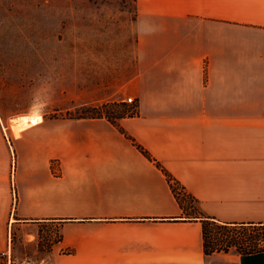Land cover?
<instances>
[{
    "label": "crops",
    "instance_id": "0c3cea01",
    "mask_svg": "<svg viewBox=\"0 0 264 264\" xmlns=\"http://www.w3.org/2000/svg\"><path fill=\"white\" fill-rule=\"evenodd\" d=\"M135 5V42L75 87L92 102L134 96V114L0 125V254L13 227L41 225L57 236L49 264H264V0ZM126 133L242 250L205 252L202 219Z\"/></svg>",
    "mask_w": 264,
    "mask_h": 264
},
{
    "label": "rangeland",
    "instance_id": "374dc122",
    "mask_svg": "<svg viewBox=\"0 0 264 264\" xmlns=\"http://www.w3.org/2000/svg\"><path fill=\"white\" fill-rule=\"evenodd\" d=\"M137 19L135 0H0L3 129L9 132L16 126L11 119L22 114L75 117L83 105L105 104V115L132 108L128 104L135 103L124 100L129 94L92 102L77 98L76 88L88 89L89 62L103 61L105 55L110 59L114 46L135 42ZM183 192L179 197L192 208L188 211L199 213V203ZM38 229L34 236L30 228L13 227L12 243L19 256L40 255L57 238L41 225ZM247 233L234 229L242 239Z\"/></svg>",
    "mask_w": 264,
    "mask_h": 264
},
{
    "label": "trees",
    "instance_id": "16d2710c",
    "mask_svg": "<svg viewBox=\"0 0 264 264\" xmlns=\"http://www.w3.org/2000/svg\"><path fill=\"white\" fill-rule=\"evenodd\" d=\"M107 105H83L80 107V111L75 117H99L105 115V107ZM135 111L132 108H125V110L120 111L119 113H113L107 111V116L112 122L116 123V118L124 116L126 114H134ZM112 114V115H111ZM116 114V115H114ZM127 134V133H126ZM127 136L132 140V142L149 158H151L157 166H159L163 172L166 174L169 183L171 184V187L173 189V192L175 193L177 199L183 206L185 213L188 214L189 218L193 217H199L202 219L203 222V236H204V249L207 254H210L214 251L218 250H229L231 245L234 243H237V248L239 250H242L240 247V240H233L230 235V229L231 226L228 223L221 222L220 219H218L215 216H212L208 214L205 210L201 208V205H199V213H191L188 210H190L188 207H186L183 202L181 201V198L179 197V191L184 190L183 195L187 196L190 199L195 200L197 199L188 192L185 187L179 182L175 176H173L164 166L163 164L154 158L151 153L145 149L141 144H139L135 138H133L131 135L127 134ZM192 210V208H191ZM263 257L261 255L255 256L254 260H262Z\"/></svg>",
    "mask_w": 264,
    "mask_h": 264
},
{
    "label": "built area",
    "instance_id": "2783aa9c",
    "mask_svg": "<svg viewBox=\"0 0 264 264\" xmlns=\"http://www.w3.org/2000/svg\"><path fill=\"white\" fill-rule=\"evenodd\" d=\"M124 100L128 103L136 102V98L134 96H129ZM0 256V264H49V260L41 255H28L23 258L16 257L12 239L10 240L8 247L1 252Z\"/></svg>",
    "mask_w": 264,
    "mask_h": 264
},
{
    "label": "bare ground",
    "instance_id": "6f19581e",
    "mask_svg": "<svg viewBox=\"0 0 264 264\" xmlns=\"http://www.w3.org/2000/svg\"><path fill=\"white\" fill-rule=\"evenodd\" d=\"M11 120L16 124L17 128H23L27 122L39 120V116L37 114H22L13 117Z\"/></svg>",
    "mask_w": 264,
    "mask_h": 264
}]
</instances>
